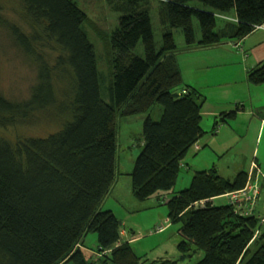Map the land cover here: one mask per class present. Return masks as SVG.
Listing matches in <instances>:
<instances>
[{
    "label": "trees",
    "instance_id": "obj_1",
    "mask_svg": "<svg viewBox=\"0 0 264 264\" xmlns=\"http://www.w3.org/2000/svg\"><path fill=\"white\" fill-rule=\"evenodd\" d=\"M17 1L25 24L8 19L0 5V26L9 28L15 43L36 61L38 83L25 101L0 94V124L44 114L58 117L60 128L46 137L15 142L0 137V264H141L143 256L131 243L119 244L121 224L101 204L116 178L120 117L147 113L162 96L169 97L160 121L148 115L143 122V148L131 172L133 193L140 201L173 189L182 161L205 133L203 99L183 80L175 36L171 30L163 32L158 47L151 18L136 17L151 10L152 0H105L124 15L128 27L122 36L104 31L76 0ZM163 1V15L171 26L183 29L189 48L241 40L264 23V0ZM232 10L236 21L218 30V14ZM85 23L102 44L100 56ZM140 43L143 55L138 53ZM115 49L122 55L117 70ZM248 80L264 84V62L248 72ZM225 116L235 117L236 111ZM247 181L245 171L233 180L219 175L215 167L196 171L190 185L171 196L167 205L173 223L205 228L206 245L197 250L195 243L183 239L178 244L181 259L150 264H181L200 250L203 255L194 264H264L262 217L221 208L214 201L244 188ZM92 232L103 253L98 262L80 246Z\"/></svg>",
    "mask_w": 264,
    "mask_h": 264
},
{
    "label": "rangeland",
    "instance_id": "obj_2",
    "mask_svg": "<svg viewBox=\"0 0 264 264\" xmlns=\"http://www.w3.org/2000/svg\"><path fill=\"white\" fill-rule=\"evenodd\" d=\"M76 2L82 11L87 14L88 18L105 28L102 29L107 33L113 31L114 33H111L112 35L122 36L127 29V25L124 24V15L121 12L114 11L108 7L105 0H76ZM151 2V11L144 16L151 18L157 46L160 47L162 34L163 32L168 31V29H172L178 45L181 44V42L184 43L183 29L171 26L168 18L162 13L164 1L152 0ZM0 5L3 6L4 15L8 19L17 21L23 25L25 24L24 19H22L20 15V12L22 11L21 5L17 0H0ZM89 23H85L84 28L89 39L96 45L98 55L100 56L103 52L102 44L96 33L88 25ZM220 23L221 19H218V24ZM194 25L197 38H200L201 30L196 18H194ZM124 27H126V29ZM143 49V45L140 43L138 53H143ZM117 60L118 59L114 53L115 63ZM104 61L105 59L103 58L100 61V64ZM101 69L104 68L101 66ZM192 69L193 67L191 64L184 68L183 80L185 79L187 84L196 87L194 79H197V73ZM204 70L202 73L203 77L205 75ZM212 73H218L224 81L229 78V74H232L230 69L222 67L212 68ZM200 76L201 75H199V77ZM103 79L104 98L107 99V80L104 77ZM224 81L222 80V82ZM36 83H38V64L26 54L24 49L15 43L11 30L4 26H0V94L13 101H25L30 99L33 86ZM228 86L229 87H226L225 89L208 87L205 89H199V91L207 97L209 102L215 103L219 98L227 100L229 94L234 93L233 90L235 86ZM177 90L180 91L181 88ZM165 97L166 95L162 96L156 105L147 113L119 118L116 152V178H118V181L103 203V210H107V208L115 210V216L119 222H123L120 223L122 226L121 228L128 231L130 238H139L138 242H134L132 246L139 256H143L141 264L162 261L167 258V256L172 259H181V252L178 249V243L180 241L186 239L191 243L193 242L196 244L198 250L199 248L204 247L207 238V236L203 234L205 229L203 226L197 224L186 226L180 222L173 223L169 218L167 201L171 196L188 186L187 181L189 180V177L192 178L195 173L194 169H191V167H181L177 182L170 191L161 190L144 201L138 200L133 193L131 172L134 168L136 158L143 148V122L148 115H151L155 122L161 120V115L165 107ZM226 100H224L225 105L227 104ZM249 108L250 105L248 103L247 109L249 110ZM139 117H142V120H140ZM235 117L230 116V123H224L221 119H218L219 124L216 125L221 128L224 127V133L219 137L217 136L221 131L216 132L213 129L214 124L216 123L214 117H203V127L206 128L205 130L209 133L207 138L211 140V144L205 146L199 153L193 154L191 151L188 152L189 163L192 166H199L201 164L200 162L207 161L212 163L211 165L215 164V167L220 174H223V171L225 170L232 174L235 172L234 174L236 175L240 171L238 165H240L242 155L244 158L247 154L246 158L249 159L253 150L259 152L261 159L260 163L264 166V129L259 134V122H256L257 124H254L252 135L246 139V141L244 139L242 140V138L240 139L242 134L240 133V130H238L243 127V125H241V119L242 121H245L248 128V126H251V120H249L251 119V114L244 116L243 118L242 116H239V118ZM59 128L60 120L58 117H48L44 114H38L36 117L31 116L27 121L19 122L17 124H9L6 126L0 124V137L15 142L22 137H46L56 132ZM231 128L234 130H229ZM228 135L229 137H234L236 139H228ZM255 156L257 155L255 154ZM227 176L230 178L232 177L230 175ZM251 191L250 186H248L245 198L248 199V197L251 196ZM260 198L261 203H263L264 189ZM215 203L218 207H227L231 204L230 196H222L221 198L216 199ZM169 221L171 223L168 227H172L169 230H165L162 225ZM157 224L162 225L157 226ZM163 229L165 231L159 233ZM167 236H169L168 239H165ZM256 236L259 237V234L257 233L255 237ZM162 242H165V244ZM257 244V242L251 244V250L257 247ZM80 246L85 249L87 257H92L93 260L97 262L101 260L100 258L103 253L99 252L96 248V233H89ZM88 246L89 248H87ZM202 255L203 251L200 250L193 256L180 260L181 264H194L202 257Z\"/></svg>",
    "mask_w": 264,
    "mask_h": 264
},
{
    "label": "crops",
    "instance_id": "obj_3",
    "mask_svg": "<svg viewBox=\"0 0 264 264\" xmlns=\"http://www.w3.org/2000/svg\"><path fill=\"white\" fill-rule=\"evenodd\" d=\"M149 12L136 15V17L147 15ZM226 15H228L232 19L227 20ZM217 18L221 19L220 24H218V20H217V29L220 30L229 21L236 20L237 14L235 10H232L228 14H220V17L218 14ZM124 28L126 29V27ZM168 30L172 31V29H168ZM111 33H114V32L110 31V34ZM196 38H197V34H196ZM200 39H201V36L200 38H197V40H200ZM161 42L162 41H160V46H161ZM177 46H178V52L176 53V55H177L179 65L182 70V75H183L184 68L190 64L193 67L192 70L195 73H197V79H194L196 83L195 86L197 88L192 85L187 84L185 79H184V82L189 87L194 88L196 92L201 95V99H203L202 121H203V117L205 116L214 117L216 121L213 127L214 131L216 132L221 131L217 137L221 136L224 133L223 131L224 127L221 128L220 126L216 125V124H219L218 119H221V121H223L224 123H230V117L225 116V113H228L230 111L237 112L235 118H239V116H242L243 118L244 116H248L249 114H251V119H249L251 120V126H248V128H247V125L245 124V121H242L241 119V125H243V127L238 129L240 130V133L242 134L240 139L242 138V140L244 139L246 141V139H248L252 135L253 129H254L253 127L256 122H259V128H260L259 134H260L261 131L264 129V84H260V85L251 84L248 80V72L251 69L257 67L258 65L264 62V23L261 25H258L251 33H249L247 36H245L241 40H232V39L230 40L229 39L221 43H217V44H213L209 46L199 47L198 45H193V47L191 46L189 48L186 45L185 39H184V43L181 42V44L179 45L177 44ZM113 53H115L118 59L116 63L113 59L114 70H117V67H118V64L120 62L122 55L116 49L113 51ZM140 54L143 55V53H140ZM214 67H222V68L230 69L232 74H229V78L226 79V81H224V79H222L221 76L218 75V73H212V68ZM203 70L205 73L204 77L202 74ZM199 75L201 76L199 77ZM183 78H184V75H183ZM222 80L224 82H222ZM228 85L235 86L233 90L234 93L229 94L227 100L223 98H219L218 101L215 103L209 102L207 97L204 94L200 93L199 91V89H205L208 87L209 88L219 87V88L225 89L226 87H229ZM168 99L169 97L166 96L165 97L166 102H169ZM224 100L227 101L226 105H225ZM248 103L250 105L249 110L247 109ZM141 118L142 117H139L140 120H142ZM201 125L205 133L190 148L189 152L191 151L193 154L201 152L205 146H208L209 144H211V140L207 138L209 136L208 135L209 133L207 130H205L206 128L203 127V122H201ZM229 130H234V129L231 128ZM227 137L228 139L230 138L236 139L234 137H229V135ZM188 154L189 153H187L186 157L182 161V166H185L186 168L191 167V169H194V171L196 172L198 170H209L212 167H215V164L211 165L212 163H209L207 161L200 162L201 164L199 166H192L189 163ZM255 154L257 156H255ZM246 156L243 158V155H242L241 160H240V165H238V169H240L239 172L245 171L248 173V177H249L248 186H250V189L258 190V198H257L256 203L254 204V210H255L256 215L264 216V202L261 203V198H260L263 193V189H264V166L260 163L261 159L259 156V152L257 150L252 151L251 157L249 159H247ZM234 173L235 172H233L232 174L224 170L223 174L219 173V175L223 176L226 179L233 180L234 177L238 174L237 173L235 175ZM227 175H230L232 177L230 178ZM191 180L192 178L189 177V180L187 181L188 186L190 185ZM117 181H118V178H115V182L113 183L110 191L114 188ZM110 191L107 194V196L110 194ZM218 198H221V197H218ZM262 201H264V199ZM103 203L101 204V209H103ZM221 208H228V206L227 207L223 206ZM107 210H111L113 213H115V210L112 208H109V209L107 208ZM170 223L171 222L169 221L167 223H164L163 225L157 224V226L162 225L165 230H169L172 227V226L168 227L170 226ZM164 229L160 231L159 233H163L165 231ZM168 237L169 236H167L165 239H168ZM138 239H139L138 237L130 238L128 231L126 229L121 228V240L119 244L124 243V242H129L132 245L134 242H138ZM162 243L165 244V242H162ZM87 248H89V246ZM167 258L169 257L167 256Z\"/></svg>",
    "mask_w": 264,
    "mask_h": 264
},
{
    "label": "built area",
    "instance_id": "obj_4",
    "mask_svg": "<svg viewBox=\"0 0 264 264\" xmlns=\"http://www.w3.org/2000/svg\"><path fill=\"white\" fill-rule=\"evenodd\" d=\"M246 193L247 188L228 193L227 195L230 196L231 206L234 210L240 211L242 214L246 215H256L254 210V204L256 203L258 198V190L253 189L251 196H249L248 199L245 198ZM257 216L262 217V220H264V216Z\"/></svg>",
    "mask_w": 264,
    "mask_h": 264
},
{
    "label": "bare ground",
    "instance_id": "obj_5",
    "mask_svg": "<svg viewBox=\"0 0 264 264\" xmlns=\"http://www.w3.org/2000/svg\"><path fill=\"white\" fill-rule=\"evenodd\" d=\"M229 20H230V19H229ZM244 188H245V189L248 188V181H247V184H246V186H245ZM228 193H230V192H228ZM228 193L224 194L223 196H224V197L227 196ZM214 200H216V199H214ZM229 206L232 208L231 204H230ZM232 209H233V208H232Z\"/></svg>",
    "mask_w": 264,
    "mask_h": 264
},
{
    "label": "water",
    "instance_id": "obj_6",
    "mask_svg": "<svg viewBox=\"0 0 264 264\" xmlns=\"http://www.w3.org/2000/svg\"><path fill=\"white\" fill-rule=\"evenodd\" d=\"M121 223V222H120Z\"/></svg>",
    "mask_w": 264,
    "mask_h": 264
}]
</instances>
